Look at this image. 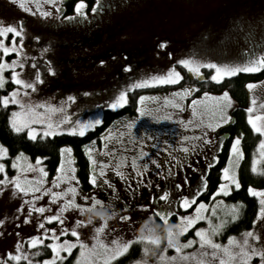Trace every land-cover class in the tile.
<instances>
[{
	"label": "rangeland",
	"instance_id": "obj_1",
	"mask_svg": "<svg viewBox=\"0 0 264 264\" xmlns=\"http://www.w3.org/2000/svg\"><path fill=\"white\" fill-rule=\"evenodd\" d=\"M64 1L53 0V3H49L48 0H23L25 8H31V11H26L19 7L17 3H13V0H0V21L8 24L22 20L24 29L22 37H17L16 41L18 46L22 42L19 52L7 55L0 53V57L5 61H11L19 55L24 68L21 70L17 67L15 70L20 73L21 78L30 83L33 82L35 71L32 66L35 65L43 81L42 83L36 82L35 91L23 88L11 82V70L6 69L3 73L7 78L3 95H7L13 89H20L18 95L25 102L47 104L49 106L48 109H39V111H48L53 120L58 121L66 117L65 125H61V128H64L65 126H79L78 122L83 124L98 119L103 103L108 100L111 102L115 92L125 90L127 85L138 80H147L151 76L162 75L169 66L176 65L177 70L181 72L183 77L175 84L152 85L130 90L132 93H127V99H130L135 112L125 114L124 112L126 111H124L114 119L111 126L104 128L98 134V136H101V140H109L111 137L110 133L114 129L127 133L137 131L141 127L144 129L150 127L151 132L150 130L147 132L149 138L147 154L151 158L149 168L144 171L141 167L135 169L133 167L112 169L108 163L104 162V157L99 155L96 145L93 143L95 138L85 142L84 146L92 149V160L97 162L93 166L89 160L90 176L101 170V162L107 165L103 170L105 178L111 187H106L103 191L94 189L93 185L87 190L82 189L75 171L69 173L76 178L74 181L62 180L57 188L53 184L57 172L51 176L41 177L38 171L41 167L44 169L41 162L37 165L36 159L31 161L24 154L17 161L21 167H24L27 163L33 164L34 170L21 173V176L22 178L24 176L29 178L35 176L38 180L43 179L44 183L37 185L41 189L63 191L65 188L75 186L78 189L77 202H82L80 194H88L90 197L93 191L96 192L98 197H111L117 215L115 218L109 217L107 219L106 227L99 234V238L107 246L111 254L114 255L117 245L126 243L127 240L132 239L135 235L141 234L139 225L135 228H129L127 222L119 220V215L122 214L121 205L125 201L128 202L132 209L130 214L133 222L146 215V213H141L135 208V205L149 203L152 197L159 195L161 189L168 190L173 194L179 193L174 196V204L175 211L180 215L194 214L196 205L203 201L196 199L189 209L180 208L178 205V201L182 196L189 195L190 192H195L198 188H204L206 172L208 167L215 161L213 157H216L220 147V145L217 147V141H223L224 138L230 136L228 129H223L226 124L217 128L215 132L206 128L207 123H215L218 120V114L216 116L212 114V106L214 104L212 96L222 94L225 90L228 91L231 98V107L226 109L225 119L231 117L232 111L240 107V104L233 97L230 87H218L215 85L211 89L207 88L208 85L217 84V82L209 79L214 71L213 69L200 67L201 75L196 76L188 72L184 67L179 66L176 62L181 58H190L199 61L201 64L209 61L241 64L251 56L259 57L264 54V0H245V3L242 0H128L126 3H122L121 1L123 0H101L103 5L111 6L112 4H117L107 11L99 24L93 25L95 29L101 27L100 31L104 33L101 43L97 47L102 53L100 55L101 58L85 60L81 64H75L72 68L70 67L71 62H57L54 58L51 59L52 55L48 53L57 50V48L59 50H68L74 46L69 47L70 45L65 44L57 46L55 43L44 46L37 39L39 27L43 24L54 22L60 16V7ZM93 3H96V0ZM57 6L59 7L58 11ZM42 12H50L51 14L43 16L41 15ZM234 12L239 13V16L241 14V23L237 28L235 19L230 20L232 24H227L226 16ZM62 17L64 16L62 15ZM17 26L19 27V25ZM204 28L207 29L203 30ZM207 31V35H204ZM181 39L183 40L180 41ZM162 42H166L163 48L159 47ZM5 45H11V34L5 38ZM89 46H78L77 48L80 49L75 48L74 52L81 49L90 50ZM92 46L94 47L95 44H92ZM44 49H47V51H43ZM31 59L34 60L28 62ZM49 62L54 69V74L47 71ZM125 65L131 66L130 69L132 68L133 73L131 74L132 76H129V79L123 80V83L121 82L120 84L116 78L118 77L119 68ZM249 82H256V87L251 90L246 87L247 103L245 108L253 107L254 111L252 114L255 115L260 111H264V107H262L264 106V76L257 80L247 81L245 86ZM190 86H194L195 90H192L190 95H184L181 90ZM205 92L210 95L205 97ZM25 93H28V95L26 96ZM176 93H179V95H176ZM140 96H144L145 100L138 102ZM193 100H197L198 103L193 105ZM177 103L181 105L180 108L175 107ZM138 107L145 109L150 115H141L136 110ZM194 108L196 114L193 113ZM18 109L19 105H12L10 113ZM130 121L133 122L131 129L127 127ZM197 124L200 127L193 126ZM185 125L188 126L185 127ZM30 127L36 129L35 137L41 138L46 125L34 123ZM24 131L27 134L28 129ZM57 131L58 133H68L66 131ZM204 132L213 141L212 144H203L201 137ZM184 136L189 137V141H183L182 137ZM234 137H231V140ZM231 140L229 146H231ZM104 143H107V141ZM185 144L189 146L196 145L195 151L191 153L183 152ZM201 144H203L202 147L200 146ZM0 145L3 144L0 143ZM161 145H163L162 151L168 153L164 160H170L176 169L169 182H166L165 177L160 172L159 163L157 164L154 158L157 154V146ZM101 149L102 151L105 150L104 148ZM260 152L261 149L258 147L254 155L257 158V170L262 168V161L264 160V157L260 156ZM15 157L11 158L7 153V156L0 158V162L6 165V172L9 177L17 174V170L11 167L12 160ZM121 158L123 159V157ZM63 160L65 170L75 169L71 153L64 152ZM152 161H155V163L153 164ZM238 165L239 163L237 164L235 158H233V164L230 167L236 175ZM116 172L123 173V178L116 175ZM137 172L140 175H137ZM185 177H187V182H185ZM2 178L3 174H0V179ZM138 178L139 185L136 181ZM97 179L98 182H101L104 178L97 176ZM177 183L182 185L179 190L174 187ZM129 186L131 190H129ZM229 187L231 189L235 188L234 185H229ZM258 190H264V187L258 188ZM12 192L13 189L9 185L0 193V220H4V223L0 225V257H4L8 251H15V245L19 242L21 245L20 251L28 253L29 259L34 261V264H43L45 259L52 258L51 249L50 255L45 254V247L52 243L49 239L52 233L48 231L45 234V229H57V235L61 243L64 239L76 240L70 232L64 236L60 235L62 226L58 221L49 222L43 220L44 216L55 215L65 198L62 197L55 202H51L48 198V193L43 190L27 195L19 193L17 190L15 197L12 196ZM212 194L209 201H203L209 207L202 210L201 215L209 217L213 223L231 219L232 206L235 204H225L221 197L214 198ZM220 194L223 193H219L215 197L220 196ZM33 195L38 198L33 204L32 213L29 214L27 204L18 211L20 205L25 200L30 201ZM67 198H72L71 193L68 194ZM257 199L259 202L260 197H257ZM107 202V199H105L106 204ZM159 203L163 204L164 202L159 201ZM40 206L45 207V212L38 213L35 211V208ZM260 209L261 205L259 204L257 213ZM25 216L29 217L28 223L24 222ZM62 218L64 220L63 226L70 229L77 219L87 220L88 214L80 216L75 210L70 209L62 214ZM176 222L177 216L174 215L170 218V223L175 224ZM40 223L43 224V228L38 226ZM100 223V219L96 218L93 223L78 228L80 241L89 248L94 243L93 237L96 235L94 229ZM151 227L157 230L163 229V226L160 225H151ZM200 227H208L207 221H197L187 233L179 236V240L185 242L189 238H194L198 241V238L195 237V229ZM247 230H253L258 233L262 241H264V215H261L257 223L255 225L252 223L244 232ZM244 232L234 236L237 240H240ZM220 234L214 236L213 239L219 243H227V238L223 240ZM33 235H37L43 240V244L29 247V242ZM249 239L251 240L252 238L250 237ZM113 241H116V245H113ZM139 243L141 245L140 256L127 264H136L137 261L145 260L147 264H197L199 259V257H195L185 261L172 260L171 258L176 255L174 249L168 248L165 251L163 245L157 247L143 241ZM145 247L150 248L151 251L145 253L143 251ZM73 251V264H85L83 258L78 260V257H80L79 244L72 249ZM194 251H198V243L190 248L182 249V252L185 253ZM33 252H39V254L32 256L31 253ZM124 253L115 256L114 259L109 261V264H112L113 260ZM68 254L61 250L59 256L62 258L56 259L54 263H59ZM161 254L164 255V259H161ZM103 255L102 253L100 258L93 261V264H104ZM11 264H28V261L13 260ZM252 264H258V260L254 259Z\"/></svg>",
	"mask_w": 264,
	"mask_h": 264
},
{
	"label": "snow or ice",
	"instance_id": "obj_2",
	"mask_svg": "<svg viewBox=\"0 0 264 264\" xmlns=\"http://www.w3.org/2000/svg\"><path fill=\"white\" fill-rule=\"evenodd\" d=\"M48 2L53 3V0H48ZM13 3H17L19 7L25 9L26 11H31V8H25L23 0H13ZM86 7L87 6L85 4V0H76V3L74 5V11L78 16L85 17L86 12L82 11V9ZM101 7V0H96V3L92 7L93 13L100 10ZM58 10L59 7L57 6V11ZM50 14V12L41 13V15L43 16H48ZM74 18L75 17L72 16L65 17V19L67 20H71ZM17 25H19V27ZM23 31L24 29L22 20L16 23L8 24H5L3 23V21H0V53H3V55H7L9 53H18L19 48L22 47V42L21 45L18 46L16 41L17 37H22ZM9 34H11L10 46L5 45V38H7ZM37 39L39 38L37 37ZM165 43L166 42H162L159 47H165ZM43 51H47V49H44ZM101 63H103V61H101ZM176 63L179 66H182L187 69L188 72L195 74L196 76L201 75L200 67L213 69L214 71L210 75L209 79L211 81L219 83L225 77H232L240 72L255 73L260 71L261 69H264V54L260 55L259 57L251 56L248 60L244 61L241 64L219 63L213 61L201 64L199 61H195L190 58H181ZM17 67H19L21 70H23L24 68V64L21 63L19 55H17L16 58L12 59L11 61H5L2 57H0V89L4 88V85L7 80V78L3 75L6 69L11 70V82H13L15 85L22 86L23 88L32 89L33 91H35L36 82H43L41 79L40 72L35 68V65L32 66L33 70L35 71V76L34 81L31 83L21 78L20 73L15 70ZM128 70H130V66H125V71ZM47 71L51 74H54V69L53 67H51L50 62L47 67ZM182 78L183 77L181 75V72L177 70L176 65L169 66L166 72L162 75L151 76L147 80H138L135 83L127 85V88L125 90H120L117 94H115L114 98L111 100L110 103H108L107 106L110 108H117L122 107L124 104H127V92L132 89L152 85L175 84L179 82ZM246 87L251 90L256 87V82H249L247 83ZM192 90H195L194 86L185 87L181 91L184 95H190ZM19 91L20 89H13L12 91L8 92L7 95L0 96V106H3L4 108H7L10 104L19 105V109L13 110L8 116L9 127L15 133H20L25 129H28V137L31 139H35L36 137L34 133L36 129L30 126L36 123L46 125L43 130V136L41 138L53 137L59 134L57 130H59L60 132L66 131L70 134H78L80 136H83L88 129L102 123L100 119H95L92 122H85L83 124H79L78 122L79 126H65L64 128H61V125H65V121L67 119L66 117L58 121L53 120L48 111H39V109H48L49 106L47 104L27 103L18 95ZM25 95L27 96L28 93H25ZM176 95H179V93H176ZM209 95L210 94L207 92L204 93L205 97H208ZM144 100V96H140L138 98V102H142ZM212 100L214 101V104L212 106V114L214 116L218 114V120L215 123H207L206 128L211 129L213 132H215L217 128L227 124L231 119V117L225 119L226 109L231 107V98L229 96L228 91L225 90L222 94L213 95ZM192 103L193 105H195L198 103V101L193 100ZM175 107L180 108L181 105L177 103ZM136 110L140 112L141 115H150V113L147 112L145 109L138 107ZM246 111L248 113L247 123L250 126L251 130L254 133L260 134V136L262 137L259 140L258 147L261 149L260 156L264 157V111H260L258 114L253 115L252 113L254 109L251 106L248 107ZM193 113L196 114L195 108L193 109ZM187 126L188 125H185V127ZM193 126L200 127V125L198 124ZM127 127L131 129L133 127V122L130 121ZM241 135L242 134L237 135L231 140L228 164L223 169H221L222 182L218 185L216 191L213 192V197H215L219 193L227 195L232 190L229 185H234L236 189H239L241 187L236 173L230 167V165L233 164V158H235V162L237 164L243 158V151L240 147ZM189 139L190 138L187 136L182 137L183 141H189ZM201 139L203 141V144L213 143V141L208 138L206 132L202 133ZM140 142L143 143L144 141L141 140ZM222 143L223 141L218 140L217 147L219 145H222ZM203 144H201L200 146L202 147ZM85 148L89 160L92 162V165L95 166L97 162L95 160H92V149L88 146H85ZM195 148L196 145L189 146L185 144L183 146V152L191 153L192 151H195ZM59 151L61 153V162L56 169L57 176L53 180V184L56 185L57 188L59 187V182L62 180L72 182L76 179L74 176H71L69 174L70 172L75 171L74 168L68 170H65L64 168L63 153L67 152L70 154L72 151L71 147L62 146ZM5 156H7V148L3 145H0V158H3ZM22 156L23 153H20L15 158H13L11 167L12 169L17 170V174L12 175L11 177H9L6 172V165L0 162V174H3V178L0 179V186H3L0 187V193H2L5 188L10 185L13 189V197L17 195V190L19 193H22L24 195H27L29 193H36L43 190L44 192L48 193V198L51 202H55L62 197L65 198L63 204H61V206L57 209L56 214L44 216L43 220L49 222L58 221L62 226L60 230L61 236H64L70 232L71 235L76 238L75 241L64 239L61 243L59 242L57 229H45V234H47L48 231H51L52 233V235L49 237L52 243L47 245V247L52 250V258L45 259L43 261V264H54V261L56 259L62 258L59 256L61 250L67 253H71L72 249L77 247V244H79L80 248V257H78V260L80 258H83L85 264H93V261H95L97 258H100L103 253L104 255L102 258L104 259V264H109L110 260L114 259L115 256H119L122 253L126 252L134 242L141 241L157 247L163 245L165 251L168 248L174 249L176 255L171 258L172 260L185 261L195 257H199L197 264H252V261L254 259H257L258 264H264V241H262L261 236L258 233L254 232L253 230H247L242 234V239L240 240H237L235 236L230 235L227 237V243L216 242L213 237L221 232L224 227L225 221L220 220L217 223H213L209 217L201 215V211L209 207L203 201H200L196 205L194 214L180 215L175 211L174 204V196L178 195L179 193L177 192L173 194L172 192L164 189H161L158 196L152 197L149 203L135 205V208H137L141 213H146V215L141 216L135 222H133L131 219L130 213L132 209L129 206L128 202L125 201L121 205L122 214L119 215V220L121 222H127L129 228H135L137 227V225H139V230L141 234L135 235L132 239L127 240L126 243L117 245L113 255L111 254L107 246L104 245L99 238V234L106 227L107 219L109 217L115 218L117 215L115 208L112 204V198L98 197L96 195V192L93 191L90 197L88 194H80V199L82 202H77L76 197L78 195V189L75 186L65 188L63 191L41 189L37 185H42L44 183L43 179L38 180L35 176L31 178L24 176L22 178L21 173H26L34 170V166L31 163H27L24 167H21V165L17 163V161H19ZM140 156L146 157L147 153L141 152ZM173 159H175V157H173ZM213 159L216 160L218 158L213 157ZM40 160V157L36 158L37 165H39ZM152 163L154 164L155 161H152ZM256 164L257 158L253 156L251 167V171L253 173H256L257 171ZM119 166L120 165L118 163L117 167ZM106 167L107 165H104L103 162H101V170L98 173H93L89 177V182L91 185H93L94 189H100L101 191H103L106 187H111L108 180L105 178V172L103 169ZM132 167L133 169L137 168L135 158L132 161ZM142 167L144 169H147L148 164H143ZM38 171L41 177H45L48 175V173L42 167L39 168ZM116 175L121 176L123 178V173L121 172H116ZM137 175H140V173L137 172ZM97 176L104 179L101 182H98ZM185 182H187V177H185ZM174 187L175 189L179 190L181 189L182 185L177 183L174 185ZM129 190H131L130 186ZM202 191H204L203 187L198 188L195 192H190L189 195L182 196L178 201L179 207L183 209H189L190 205L195 203L196 198L200 195ZM247 191L250 196L260 197L259 204L261 205V209L257 213L256 219L252 221V223L255 225L257 223V220L260 219L261 215H264V190H258L250 185L248 186ZM69 193H71L72 196V198L70 199L67 198ZM37 198V196L33 195L30 201L25 200L20 205V209H18V211L23 209L24 205L27 204L28 212L29 214H31L33 211V204L37 200ZM105 199H107L108 201L107 204L105 203ZM159 201H163L164 203L160 204ZM232 208L233 212L231 214V220L235 221L238 218L239 209L236 205H233ZM70 209L75 210L80 216H83L90 212L98 211L101 212L102 215H97L92 218L88 216L87 220L77 219L74 222L73 226L69 229L68 227L63 226L64 220L62 218V214ZM35 211L38 213H43L45 212V207H36ZM174 215L177 216V222L175 224H172L170 223V218ZM96 218L100 219L101 223L98 227H95L94 229V232L96 234L93 237L94 243L92 244V247L89 248L86 244L80 241V232L78 231V228L93 223L94 219ZM197 221H207L208 224V227L206 228L200 227L195 229V237L198 238V241L197 239L189 238L187 241L181 242L179 240V236L183 235L184 233H187L188 230L197 223ZM24 222H29L28 216H25ZM3 223L4 220H0V225H2ZM151 225H160L163 226V229L157 230L156 228L151 227ZM38 226L43 228L42 223L38 224ZM250 237L252 238L251 240L249 239ZM197 243L198 251H194L191 253L182 252V249L190 248L193 245H196ZM41 244H43V240H41L37 235H33L30 239L29 247H34L36 245ZM113 245H116V241H113ZM20 248L21 245L19 244V242H17V244L15 245V251H8L5 253L4 257H0V264H11V261L13 260H27L28 264H34V261L29 259V254L21 252ZM143 251L145 253H148L151 251V249L145 247ZM38 254L39 252L31 253L32 256H36ZM161 259H164L163 254H161ZM136 264H147V261H137Z\"/></svg>",
	"mask_w": 264,
	"mask_h": 264
},
{
	"label": "trees",
	"instance_id": "obj_3",
	"mask_svg": "<svg viewBox=\"0 0 264 264\" xmlns=\"http://www.w3.org/2000/svg\"><path fill=\"white\" fill-rule=\"evenodd\" d=\"M93 1L94 0H85L87 4H91ZM75 2L76 0H66L64 4V13L72 11ZM262 76H264V69L255 73L240 72L232 77L224 78L220 83L207 86V88L210 89L215 85L218 87H230L233 97H235L240 104V107L232 111L233 114L230 122L223 127V129H228L230 136L223 139V143L217 151L218 159L208 168L205 189L197 197L198 200L209 201L210 195L220 183L221 169L226 166L228 161L231 137L242 134L241 148L243 151V158L239 162L237 171L241 187L239 189L233 188L227 195L220 194V196L214 197H221L225 204H235L239 209L238 218L235 221L231 219L225 221L224 227L220 232V236L223 240L230 235L234 236L244 232V230L252 225V221L255 219L258 211L259 202L256 196H250L248 194L247 188L250 185L256 189L264 187V160L262 161V168L260 170L256 171V173L251 171L252 158L257 152L260 134L254 133L248 125V113L245 108L247 103L246 82L249 80H257ZM127 77L128 73L120 71L118 72L116 80L121 84L123 80H127ZM4 91L5 87L0 89V96L3 95ZM127 93L132 92L130 91ZM11 106L12 105H9L7 108L0 106V143L7 148L9 157H15L20 153H23L31 161H35L37 157H40V162L43 164L48 176H51L56 172L61 162L60 148L62 146H70L80 187L84 190L91 188L92 186L89 182L90 161L84 144L88 140L97 137L104 124L95 125L88 129L83 136L78 134L59 133L53 137L31 139L27 136L25 131L15 133L10 129L8 116L10 115ZM123 112L125 114H132L135 112L130 99L128 100V105L124 104L118 111L114 112V115H112L113 112L110 113L105 110L102 118L105 119L106 124V120L109 121L114 116L117 117ZM140 246L139 242H134L122 256L113 260L112 264H127L133 259L138 258L141 254ZM50 252V248L45 247V254L50 255ZM73 262L74 251L69 253L59 263L55 262L54 264H73Z\"/></svg>",
	"mask_w": 264,
	"mask_h": 264
},
{
	"label": "flooded vegetation",
	"instance_id": "obj_4",
	"mask_svg": "<svg viewBox=\"0 0 264 264\" xmlns=\"http://www.w3.org/2000/svg\"><path fill=\"white\" fill-rule=\"evenodd\" d=\"M242 1L243 3H245V0ZM65 2L66 0L62 3L60 7V11H61L60 16H58V18L54 22L43 24L42 26L39 27V31H38L39 42L42 43V45L44 46L52 43H55V45L57 46L59 44L70 45L69 47L74 46L73 48H70L68 50H59L57 48V50L48 53L49 55H52L51 59L54 58L57 62H61V61L71 62L70 65L71 68L74 67L75 64L78 63L81 64L85 60L101 58L100 55H102V53L97 49V47L100 45L101 38L104 35V33L100 31L101 27L95 29L93 25L99 24L101 19L106 15L107 11L111 10L112 7H115L117 4H112L111 6L101 4L102 5L101 9L93 13L92 7L95 3L92 2L91 4H87V2H85L87 7L84 8L82 11L86 12V16L80 17L74 11V5L76 2L72 7V11L64 13ZM121 2L126 3L128 2V0H123ZM62 15L64 17H62ZM69 16L75 18L71 20L65 19V17H69ZM226 18H227V24H232L230 23V20L235 19L236 28L241 23L240 21L241 14L239 16V13L237 12L229 14L228 16H226ZM206 29L207 28H204L203 30ZM207 33L208 31L204 35H207ZM183 39H181L180 41H182ZM92 44H95V46L93 47ZM85 45H90L89 46L90 50L81 49L79 51L74 52V49L77 48L78 46L83 47ZM32 60L34 59H31L28 62H31ZM215 60L218 61L217 59ZM125 66L120 67L118 72L121 71L128 73L127 79H129V76H132L131 74L133 72L132 70L125 71ZM118 91L115 92L114 95L117 94ZM108 103H110L109 100L103 103L100 115L98 117V119L102 121L101 124H104L100 132H102L104 128L111 126L114 122V119L116 118L114 116L109 121L106 120L107 123L105 124V119L102 118L104 111L107 110L110 113L113 112L112 115H114V112L119 110V108L108 107L107 106ZM153 129L155 130V128ZM149 130L151 132L150 127L149 128L146 127V129L141 127L137 131L125 133L124 131L114 129L110 133L111 137L109 140H103V139L101 140V136H97L95 137L93 143L96 145V149L98 150L99 155L104 157L105 159L104 162L108 163L112 169H116L120 167H128V168L132 167V161L135 158L137 167H141L144 171L145 169L142 167V165L148 164V168H149V161L151 157L148 154L146 157L140 156V153L141 152L148 153L147 142L149 141V138L147 136V132ZM141 140H143L144 142L141 143L140 142ZM105 141H107L108 144L104 143ZM101 148H104L105 150L102 151ZM162 150H163V145L157 146V151H156L157 154L154 158L156 163L157 164L159 163L160 172L165 177L166 182H169L172 179V176L175 174L176 169L173 167V164L171 163L170 160L168 159L164 160V157L167 156L168 153ZM121 157H123V159ZM129 158H133V159L130 160ZM118 163L120 165L119 167H117ZM136 181L139 185L138 182L139 178Z\"/></svg>",
	"mask_w": 264,
	"mask_h": 264
},
{
	"label": "clouds",
	"instance_id": "obj_5",
	"mask_svg": "<svg viewBox=\"0 0 264 264\" xmlns=\"http://www.w3.org/2000/svg\"><path fill=\"white\" fill-rule=\"evenodd\" d=\"M97 215H102V213H101V212H90V213H88V216H89L90 218L95 217V216H97Z\"/></svg>",
	"mask_w": 264,
	"mask_h": 264
}]
</instances>
